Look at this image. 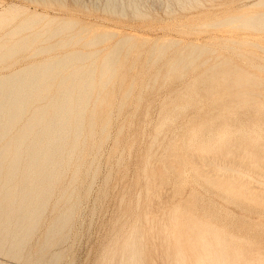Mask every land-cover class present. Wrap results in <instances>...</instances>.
Instances as JSON below:
<instances>
[{"label": "rangeland", "instance_id": "1", "mask_svg": "<svg viewBox=\"0 0 264 264\" xmlns=\"http://www.w3.org/2000/svg\"><path fill=\"white\" fill-rule=\"evenodd\" d=\"M32 74L0 264H264V0H0V79Z\"/></svg>", "mask_w": 264, "mask_h": 264}, {"label": "bare ground", "instance_id": "2", "mask_svg": "<svg viewBox=\"0 0 264 264\" xmlns=\"http://www.w3.org/2000/svg\"><path fill=\"white\" fill-rule=\"evenodd\" d=\"M20 45H18V47H19ZM45 73V72H44ZM45 74H42V75H37V74H32V75H30V76H27V77H25L24 79L22 78V77H18V75L17 76H15V75H11V76H8L7 77V79L5 80V81H3V79L1 80L0 79V92H2V94H1V96H0V119H1V121L3 122L2 124H3V127L0 129V139L1 138H3V136H4V131H6L5 129H6V127L12 122V120L13 119H15V117H17V116H19V118L22 116V112H24L23 110L25 109H23V106H24V104H26V97L28 96V94H29V92L31 91V90H29V89H26V84H28V83H25V81H30V80H32L33 81V83L31 84V86H33V85H35V86H37V83L39 84V85H41V83H43L44 81L42 80L44 77ZM43 77V78H40V77ZM21 79V80H20ZM38 79H39V81H43V82H39L38 81ZM13 80L15 81V82H13ZM17 82V83H16ZM6 85V87H3V85ZM85 84V85H84ZM83 85L84 86H86V85H88L87 84V82H85ZM16 85V86H15ZM29 85V84H28ZM43 91V90H42ZM58 91V90H57ZM47 92V91H46ZM67 91L66 90H62L61 91V93H66ZM36 95V94H35ZM74 95V94H73ZM68 96H70V95H68ZM12 97V99H10ZM37 97V96H36ZM51 99V98H50ZM28 101V100H27ZM50 102H51V100H50ZM73 102V101H72ZM83 102V101H82ZM49 103V102H48ZM78 103V102H77ZM47 104V103H46ZM49 104H51V103H49ZM43 106V105H42ZM42 106H40V107H42ZM69 103H58V102H56V103H53V104H51V107H50V110H52V117L50 118V117H48V118H50L49 120H47V122H46V125L45 126H42V127H36L37 129L35 130L36 131V134L35 135H37V138H36V144H38L39 145V147H40V150H38L37 152H33V153H31V152H29L28 154H26V156H27V159L29 160V161H37L38 159H41V158H43L45 161L47 160V159H50V158H47V157H52L51 155H53L54 156V154H55V152L57 153V151H56V145H57V142H59V138H60V136H61V134H60V132L61 133H63V130H61V125L62 124H64V122H65V118H67V112H66V110H67V108H69ZM78 106V105H77ZM31 107V106H30ZM27 108V107H26ZM79 109V108H78ZM39 110V109H38ZM46 110V109H45ZM42 111V110H41ZM35 112V111H34ZM47 112V111H46ZM71 112H72V109H71ZM40 113V112H39ZM49 113V112H48ZM70 113V112H69ZM73 113H75V112H73ZM66 114V115H65ZM75 114H77V113H75ZM50 115V114H49ZM74 115V114H73ZM25 117V116H24ZM38 117H40V116H38ZM42 117V116H41ZM44 117H46V116H44ZM76 117V116H75ZM28 118V117H27ZM30 118V117H29ZM48 118H46V119H48ZM74 118V117H73ZM42 119V118H41ZM18 120H20V119H18ZM73 120V119H72ZM36 121H39V119H37ZM67 121V120H66ZM13 122H15V121H13ZM28 122V121H27ZM45 122V121H44ZM1 123V122H0ZM21 123V122H20ZM35 123V122H34ZM37 124V123H36ZM13 125H15V124H13ZM30 125H32V123L30 124ZM30 125H26V124H24L23 126H22V128L21 129H19V131H16L17 133L19 132V134L17 135V136H19L16 140L17 141H19L20 142V139L22 138L21 136L22 135H26L27 133H28V131H29V129L31 128V126ZM39 125V124H38ZM10 127V126H9ZM12 127H10V129H11ZM33 128V127H32ZM64 128V127H63ZM73 128V127H72ZM7 129H9V128H7ZM32 130V129H31ZM78 131V130H77ZM15 132V133H16ZM7 135V134H6ZM72 135V134H71ZM76 135H77V133H76ZM14 137H16V136H14ZM61 137H63V136H61ZM5 138V137H4ZM10 139H8L5 143H4V145H3V147H0V148H2V152L4 153L8 148H10V146H11V144H13V139H11V136L9 137ZM24 138H26V137H24ZM35 138H33V139H35ZM65 138V137H64ZM33 139H31V140H33ZM16 140L14 141V142H16ZM28 140V139H27ZM31 140H29L30 142H31ZM60 140H62V139H60ZM65 140V139H64ZM68 140H70V139H68ZM69 142H71V141H69ZM22 143V142H21ZM29 143V142H28ZM26 144H27V142H26ZM25 144V145H26ZM36 144H34L33 143V145H36ZM74 144V143H73ZM8 145V146H7ZM2 146V145H1ZM26 147H29V146H26ZM34 147V146H33ZM45 147V148H44ZM59 148V147H58ZM62 148V147H61ZM37 149H39V148H37ZM10 151H12V150H10ZM17 151H19V149H16V152ZM65 151H68V150H65ZM71 151V150H70ZM23 152H25V151H23ZM5 153H7V152H5ZM8 154V153H7ZM13 156H14V154H13ZM12 156V157H13ZM19 156H24V155H15L14 156V158L15 159H18V157ZM60 156V155H59ZM2 157H4V156H2ZM58 157V156H57ZM63 157V156H62ZM61 157V158H62ZM20 158H22V157H20ZM13 161V160H12ZM63 161V160H62ZM0 162H2V161H0ZM7 162V161H6ZM10 162V161H9ZM19 162V161H18ZM39 161H37V163H38ZM19 163H21V162H19ZM62 163H64V162H62ZM7 164V163H6ZM23 164V163H22ZM60 164V163H59ZM26 165V164H25ZM32 165V164H31ZM7 166V165H6ZM32 166H34V165H32ZM3 167H5V166H3ZM13 167H14V165H13ZM6 168V167H5ZM44 168V167H43ZM15 169V168H14ZM29 169H31V167H29ZM58 169H60V168H58ZM16 170H19V169H17L16 168ZM35 170V169H34ZM52 170V169H51ZM54 170V169H53ZM6 171V170H5ZM27 171V170H26ZM26 171H24V172H26ZM39 171V170H38ZM47 171V170H46ZM32 172V171H31ZM55 172H57L56 170H55ZM20 173H21V171H20ZM42 173H43V171H42ZM53 173V172H52ZM19 173H16L15 175L17 176ZM28 174V173H27ZM32 174V173H31ZM38 174H39V172H38ZM10 175V174H9ZM54 175V174H53ZM26 176V175H25ZM29 176V175H28ZM34 176V175H33ZM39 176V175H38ZM47 177V176H46ZM3 178H4V176H3ZM17 178H20V177H17ZM28 178V177H27ZM45 178V177H44ZM51 178H53V177H51ZM1 179H2V177H1ZM26 179V178H25ZM38 179H40V178H38ZM7 180V179H6ZM17 180V179H16ZM23 180V179H22ZM56 181V180H55ZM2 182V181H1ZM5 182V181H4ZM11 182V181H10ZM18 183H20V182H18ZM23 183V182H22ZM25 183V182H24ZM41 183V182H40ZM6 184V183H5ZM37 184V183H36ZM53 184V183H52ZM7 185V184H6ZM13 185V184H12ZM15 185V184H14ZM17 185V184H16ZM20 185V184H19ZM28 185V184H27ZM9 186H10V184H9ZM25 186H26V184H25ZM37 186H39V185H37ZM8 187V186H7ZM6 187V188H7ZM11 188V187H10ZM25 188V187H24ZM29 188V187H28ZM3 189H5V188H3ZM19 189H21V187L19 188ZM0 190H2V189H0ZM11 191H14V190H12V189H10ZM23 190V189H22ZM38 190H40V189H38ZM47 190V189H46ZM19 191V190H18ZM29 191V190H28ZM30 191H31V189H30ZM1 192V191H0ZM10 192V191H9ZM32 192V191H31ZM35 193H37V192H35ZM38 193H40V192H38ZM48 193V192H47ZM15 194V193H14ZM18 194V193H17ZM10 195V194H9ZM19 195V194H18ZM27 195V194H26ZM15 196H16V194H15ZM29 196V195H28ZM37 197V196H36ZM13 198V197H12ZM15 198V197H14ZM32 198V197H31ZM39 198V197H38ZM36 199V198H35ZM5 200V199H4ZM15 200V199H14ZM31 200V199H30ZM39 200V199H38ZM37 200V201H38ZM1 201V200H0ZM36 201V200H35ZM36 201V202H37ZM25 202H28V200H25ZM44 202V201H43ZM22 203V202H21ZM10 204V203H9ZM26 205V204H25ZM28 205V204H27ZM34 205V204H33ZM9 206V205H8ZM19 206V205H18ZM24 206V205H23ZM4 207V206H3ZM6 207V206H5ZM21 207V206H20ZM16 208H18V207H15V210H16ZM36 208V207H35ZM7 209V208H6ZM11 209V208H10ZM21 209V208H20ZM37 209V208H36ZM7 210H9V209H7ZM24 210V209H23ZM5 211V210H4ZM13 211V210H12ZM7 212V211H6ZM22 212V211H21ZM5 213V212H4ZM11 213V212H10ZM33 213V212H32ZM14 214V213H13ZM15 214H17V215H19L18 213H15ZM1 215V214H0ZM6 217V216H5ZM8 217V216H7ZM11 218H13L14 219V217L12 216ZM9 220V219H8ZM11 220V219H10ZM17 220V219H16ZM7 221V220H6ZM6 221H4V222H6ZM13 222V221H12ZM16 222H18V221H16ZM11 223V222H10ZM21 224H23V223H21ZM26 224V223H25ZM20 225V224H19Z\"/></svg>", "mask_w": 264, "mask_h": 264}]
</instances>
